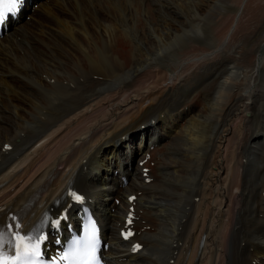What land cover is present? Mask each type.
Masks as SVG:
<instances>
[{
	"label": "bare ground",
	"instance_id": "obj_1",
	"mask_svg": "<svg viewBox=\"0 0 264 264\" xmlns=\"http://www.w3.org/2000/svg\"><path fill=\"white\" fill-rule=\"evenodd\" d=\"M219 1L26 4L0 37L1 201L37 196L39 215L73 179L107 264H264V4L244 20L245 2L231 7L226 24ZM137 190L153 229L130 254L114 224Z\"/></svg>",
	"mask_w": 264,
	"mask_h": 264
},
{
	"label": "snow or ice",
	"instance_id": "obj_2",
	"mask_svg": "<svg viewBox=\"0 0 264 264\" xmlns=\"http://www.w3.org/2000/svg\"><path fill=\"white\" fill-rule=\"evenodd\" d=\"M23 2L24 0H0V23L17 14ZM70 195L75 202L83 201L79 194ZM64 218L52 219L48 224L58 229ZM131 234L126 233L125 238ZM46 239V235L40 231L23 232L19 223L0 226V264H46L42 253V245ZM139 247L135 245L133 251ZM99 248V230L96 221L89 216L84 223L82 234L74 237L67 247L47 264H100Z\"/></svg>",
	"mask_w": 264,
	"mask_h": 264
},
{
	"label": "rangeland",
	"instance_id": "obj_3",
	"mask_svg": "<svg viewBox=\"0 0 264 264\" xmlns=\"http://www.w3.org/2000/svg\"><path fill=\"white\" fill-rule=\"evenodd\" d=\"M241 0H220L217 4H216V6L214 7V9H213V12H212V14H211V17H217L218 15V18H216L215 19V21H217L218 23H220L221 21L223 22V21H227V23L226 24H229V22H230V20H231V18H232V16H233V11H231V7H235L236 5H238V4H240L239 2H240ZM260 4H264V1H262V0H246L245 1V4L244 5H246V7H245V10H244V12H243V15L244 16H242V20H244V19H247V18H249V16H250V13H253V11H252V9L254 10L255 9V7L256 6H258V5H260ZM156 7V5H152V8H155ZM249 13V14H248ZM247 15V16H246ZM227 16H228V18H227ZM226 17V18H225ZM227 19V20H224V19ZM26 19H28V16H26ZM222 19V20H221ZM225 23V22H224ZM223 23V24H224ZM255 25V22H253V20H251V21H249V30L253 27ZM12 30V28L9 30V32ZM192 44H197L196 42H192ZM29 46H30V44H28ZM28 45H27V47H28ZM31 45H32V43H31ZM191 61H194V59L193 60H191ZM190 61V62H191ZM200 106H198V109H200L199 108ZM89 112V111H88ZM167 140V138L165 139V144L167 145L168 143H170V141L171 140H169V141H166ZM135 143V147L137 148V145H138V139H137V141H135L134 142ZM161 145V144H160ZM139 146V145H138ZM159 146V145H158ZM160 148H165L166 149V147H160ZM132 151H133V149H132ZM133 153V152H132ZM137 157L138 156H135L134 154L132 155V158H133V160L135 161V163L137 162L136 160H137ZM189 206V205H188ZM167 260V259H166ZM166 260L164 261V263L166 262Z\"/></svg>",
	"mask_w": 264,
	"mask_h": 264
}]
</instances>
